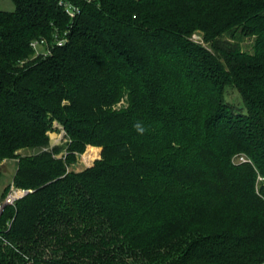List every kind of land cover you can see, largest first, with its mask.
<instances>
[{
  "label": "trees",
  "instance_id": "16d2710c",
  "mask_svg": "<svg viewBox=\"0 0 264 264\" xmlns=\"http://www.w3.org/2000/svg\"><path fill=\"white\" fill-rule=\"evenodd\" d=\"M13 1L0 179L17 158L29 191L0 210V264L264 263V0ZM232 31L254 52L192 39ZM90 145L101 157L69 170Z\"/></svg>",
  "mask_w": 264,
  "mask_h": 264
},
{
  "label": "rangeland",
  "instance_id": "374dc122",
  "mask_svg": "<svg viewBox=\"0 0 264 264\" xmlns=\"http://www.w3.org/2000/svg\"><path fill=\"white\" fill-rule=\"evenodd\" d=\"M0 9L6 10V11L15 10L14 1L13 0H0ZM192 39L213 50H215L214 45H216L218 48H228L234 45H238L241 48V50L245 52H248V53L254 52V42H255L254 40L255 39L253 37H247L241 34H237V36H234L233 31L232 33L231 32L226 33L218 37L215 41V44L214 42L206 41L202 32H196L195 34H193ZM227 100L228 102L235 104L237 107H241V97H240L239 92L236 89L234 88L228 89ZM49 135H50V148H53L54 146H59L61 148V151L58 157L65 158L66 153H67L66 144L68 142V139L66 137V132H65L64 127L58 121H55L53 124V130L50 131ZM91 148L94 149V156L91 159V163L87 164V162L84 159V156ZM97 148L98 149L100 148L99 149L100 150L99 158H100L102 154V147L90 145L87 147L86 151L83 154H80L77 156L76 161L69 166V170L83 171L84 169L92 166L94 162L98 159V158L95 159L96 154H97ZM246 158H247L246 156L240 155L238 157H235L234 160L236 162H241V161H244V159ZM263 180H264L263 178L259 177L260 182ZM0 198H2L1 192H0Z\"/></svg>",
  "mask_w": 264,
  "mask_h": 264
},
{
  "label": "crops",
  "instance_id": "0c3cea01",
  "mask_svg": "<svg viewBox=\"0 0 264 264\" xmlns=\"http://www.w3.org/2000/svg\"><path fill=\"white\" fill-rule=\"evenodd\" d=\"M37 150H31V149H23L20 151L21 154H31L36 152ZM18 162L19 159H6L2 163V171L3 175L0 179V192L2 193V198H0V203L3 202L5 193L7 192V189L13 184L14 176L18 169Z\"/></svg>",
  "mask_w": 264,
  "mask_h": 264
},
{
  "label": "built area",
  "instance_id": "2783aa9c",
  "mask_svg": "<svg viewBox=\"0 0 264 264\" xmlns=\"http://www.w3.org/2000/svg\"><path fill=\"white\" fill-rule=\"evenodd\" d=\"M71 15H74L75 10L71 7ZM76 9V8H75ZM45 41H34L32 42L33 48L36 50L37 54H40L42 47L44 46ZM245 160V159H244ZM262 178V177H261ZM29 190L18 188L14 184L10 186V189L8 190L7 194L4 197V200L2 203H0V210H4L6 205H14L16 201L20 198H22L26 193H28Z\"/></svg>",
  "mask_w": 264,
  "mask_h": 264
},
{
  "label": "bare ground",
  "instance_id": "6f19581e",
  "mask_svg": "<svg viewBox=\"0 0 264 264\" xmlns=\"http://www.w3.org/2000/svg\"><path fill=\"white\" fill-rule=\"evenodd\" d=\"M94 156V149H90L87 153H86V155L84 156V159H85V161L87 162V164H90L91 163V159H92V157Z\"/></svg>",
  "mask_w": 264,
  "mask_h": 264
},
{
  "label": "clouds",
  "instance_id": "9594fccd",
  "mask_svg": "<svg viewBox=\"0 0 264 264\" xmlns=\"http://www.w3.org/2000/svg\"><path fill=\"white\" fill-rule=\"evenodd\" d=\"M137 131L140 132L141 134H143V132L145 131V129L138 123L136 125Z\"/></svg>",
  "mask_w": 264,
  "mask_h": 264
}]
</instances>
